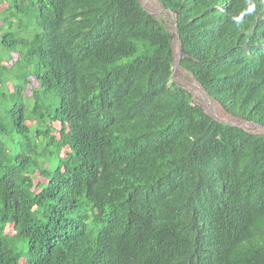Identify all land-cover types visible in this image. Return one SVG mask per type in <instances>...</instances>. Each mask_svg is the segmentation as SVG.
I'll return each instance as SVG.
<instances>
[{
  "label": "trees",
  "instance_id": "16d2710c",
  "mask_svg": "<svg viewBox=\"0 0 264 264\" xmlns=\"http://www.w3.org/2000/svg\"><path fill=\"white\" fill-rule=\"evenodd\" d=\"M158 1L264 126V0ZM173 41L140 0H0V264H264V134Z\"/></svg>",
  "mask_w": 264,
  "mask_h": 264
},
{
  "label": "rangeland",
  "instance_id": "374dc122",
  "mask_svg": "<svg viewBox=\"0 0 264 264\" xmlns=\"http://www.w3.org/2000/svg\"><path fill=\"white\" fill-rule=\"evenodd\" d=\"M141 4L145 9L151 14L158 17L160 20L165 21L167 27L174 34V50H175V60H174V72H173V81L177 82L184 89L188 90L194 99V102L198 103L208 114H210L215 119L227 122L230 124L238 125L250 131L252 133H263L264 126L255 122H251L239 117H236L228 113L224 107L213 97L209 96L204 88L197 82V80L185 69H183L179 60L182 56L181 47L178 36L176 34V23H175V14L170 10L165 9L158 0H140ZM17 55L14 54L16 59ZM38 174V173H37ZM44 181L46 179L41 177L39 174L35 179V182ZM8 233H12V227L8 225Z\"/></svg>",
  "mask_w": 264,
  "mask_h": 264
},
{
  "label": "water",
  "instance_id": "95a60500",
  "mask_svg": "<svg viewBox=\"0 0 264 264\" xmlns=\"http://www.w3.org/2000/svg\"><path fill=\"white\" fill-rule=\"evenodd\" d=\"M178 38H179V35H178ZM179 42H180V47H181V41H180V39H179Z\"/></svg>",
  "mask_w": 264,
  "mask_h": 264
}]
</instances>
